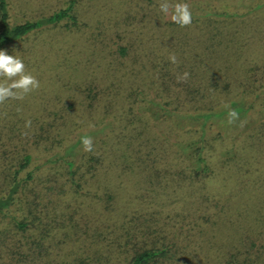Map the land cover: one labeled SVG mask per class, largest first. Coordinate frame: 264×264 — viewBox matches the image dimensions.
<instances>
[{"label": "rangeland", "instance_id": "obj_1", "mask_svg": "<svg viewBox=\"0 0 264 264\" xmlns=\"http://www.w3.org/2000/svg\"><path fill=\"white\" fill-rule=\"evenodd\" d=\"M8 1L10 22L19 24L49 16L70 0ZM76 1L78 26L65 21L4 48L23 58L40 87L21 100L0 103V191L27 154L33 160L25 172L41 168L39 175L45 178L50 167L60 182H67L61 157L72 148L68 155L82 174L79 195L67 192L62 200L72 223L85 221L89 235L100 229L102 237L113 239L125 217L153 214L152 227L167 242H176L183 263L216 264L250 233L256 220H264V204L258 192L237 190L235 178L220 197L227 206L208 213L198 194L215 191L224 176L207 189L180 183L174 145L180 121L166 103L180 90V29L171 30L158 0ZM259 43L251 42L249 51L257 53L264 47ZM209 44L200 40L193 54L195 60L197 55L204 60L202 74L225 65L232 50L211 46V53ZM169 54L176 55L177 63L169 61ZM161 83L170 84L169 91ZM84 135L93 138L91 152L77 146ZM92 155L97 162L89 163ZM67 185L70 190V181ZM234 192L238 195L231 199ZM109 194L117 199L106 214L102 206ZM86 245L99 253L91 240ZM55 253L49 259L60 261L63 257Z\"/></svg>", "mask_w": 264, "mask_h": 264}, {"label": "trees", "instance_id": "obj_2", "mask_svg": "<svg viewBox=\"0 0 264 264\" xmlns=\"http://www.w3.org/2000/svg\"><path fill=\"white\" fill-rule=\"evenodd\" d=\"M76 6L77 1L70 0L49 16L11 24L9 1L0 0V49L65 21L78 26ZM190 6L191 25L168 23L171 30L180 29V75L189 73L187 79H180L175 98L166 101L180 121V138L174 144L180 157V183L207 189L224 176L215 191L198 194L201 208L208 213L212 208L227 206L220 197L235 178L233 186L237 190L258 192L263 205L264 52L258 51L264 47L257 53L248 47L251 42L264 44V0H190ZM200 40L210 43L206 47L211 53V46H230L225 65L216 64L215 70L208 68L202 74L204 60L198 55L195 60L193 55ZM162 85L169 91L170 84ZM226 105L238 111L239 121L227 123ZM80 144L81 140L77 146ZM70 151L72 148L61 157L70 190L68 181L60 182L50 167L45 168V178L39 175L41 168L25 172L33 160L30 154L14 167L6 188L0 191V264H185L176 242H167L152 227L153 214L149 218L125 217L113 239L102 237L100 229L89 235L85 221L72 223L68 205L64 208L62 200L67 192L79 195L82 174L81 166L68 155ZM94 161L98 159L92 155L89 163ZM39 186L42 188L37 189ZM237 195L234 192L230 197ZM107 197L102 206L106 214L117 199L115 195ZM87 240L94 243L93 248L99 247V253L88 250ZM54 251L56 257H63L60 261L49 259ZM64 251L66 254L61 255ZM216 264H264V220H256L250 233L233 251L218 257Z\"/></svg>", "mask_w": 264, "mask_h": 264}, {"label": "clouds", "instance_id": "obj_3", "mask_svg": "<svg viewBox=\"0 0 264 264\" xmlns=\"http://www.w3.org/2000/svg\"><path fill=\"white\" fill-rule=\"evenodd\" d=\"M158 10L167 16L172 23L185 27L192 24L193 11L190 0H158ZM169 61L177 63L175 54H169ZM189 73L183 72L178 79H187ZM40 87L39 79L28 71L23 58L19 54H10L5 49H0V103L8 100H21L26 94L33 92ZM227 123L233 124L240 120L236 109L227 107ZM19 110V109H18ZM31 121L25 122V126L30 125ZM243 121H241L242 125ZM90 127L92 125H89ZM83 150L91 152L93 150V138L88 135L80 138Z\"/></svg>", "mask_w": 264, "mask_h": 264}]
</instances>
